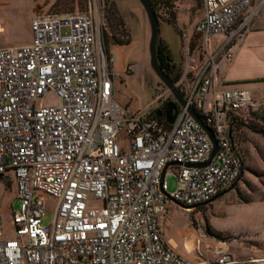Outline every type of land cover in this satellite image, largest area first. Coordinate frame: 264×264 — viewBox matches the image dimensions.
I'll list each match as a JSON object with an SVG mask.
<instances>
[{
  "label": "built area",
  "instance_id": "1",
  "mask_svg": "<svg viewBox=\"0 0 264 264\" xmlns=\"http://www.w3.org/2000/svg\"><path fill=\"white\" fill-rule=\"evenodd\" d=\"M254 2L203 0L195 25L203 64L190 86L178 84L185 106L169 92L179 111L172 125L114 101L113 58L91 11L38 15L29 44L0 48V178L16 184L21 201L8 223L0 213V264L234 263L224 247L207 259L202 229L194 253L183 252L187 238L182 248L171 244L162 220L168 202L197 210L243 176L231 116L254 101L246 89L221 87L219 69L264 8L261 0L245 15ZM216 37L223 40L213 49ZM49 93L58 105H38ZM122 132L128 149L119 146ZM215 147L209 165L188 166L206 164ZM168 176L177 179L171 194ZM47 195L58 201L51 224Z\"/></svg>",
  "mask_w": 264,
  "mask_h": 264
},
{
  "label": "rangeland",
  "instance_id": "2",
  "mask_svg": "<svg viewBox=\"0 0 264 264\" xmlns=\"http://www.w3.org/2000/svg\"><path fill=\"white\" fill-rule=\"evenodd\" d=\"M149 1L160 14L157 44L168 45L177 66L173 77L177 73L181 75L176 85L190 86L188 78L193 73L197 75L203 64L202 59L197 61L198 53L201 52L196 46L202 42L194 31V26L202 15L203 0ZM90 11L100 25L102 50L107 57L113 58L114 68L118 73L117 103L128 114L147 115L170 91L152 68L151 26L147 12L139 0H0V48L29 44L33 38L32 21L38 15ZM117 41H130V44L118 45ZM111 46L112 50H109ZM129 66H133L132 71L128 70ZM248 83L257 85L251 87L255 91L252 92L255 102L251 108L238 114H244L243 122L247 125L254 122L264 128V80ZM58 103L59 99L54 93H49L38 101V105L42 107H52ZM237 133L245 163L242 178L233 190L197 210H186L168 202L162 225L171 244L182 248L186 237L195 233L199 236V229H202L205 238L202 240V250L208 248L213 251L225 247L233 256L235 241L242 240L241 243L247 245L248 240L254 239L259 229L262 231L264 135L245 126H237ZM119 146L129 148L130 141L126 138V132L120 134ZM166 182L169 193L175 192L177 179L168 176ZM57 205L55 198L49 195L45 197V224L52 223ZM20 207L21 201L16 198V184L13 182L9 186L0 178V213L6 223L10 215ZM256 223L260 225L259 229ZM249 229L253 234L248 235ZM186 247L188 251L183 249V252L189 254L193 249L191 242H187ZM211 255L206 253L207 259L214 261L215 257L213 259Z\"/></svg>",
  "mask_w": 264,
  "mask_h": 264
},
{
  "label": "crops",
  "instance_id": "3",
  "mask_svg": "<svg viewBox=\"0 0 264 264\" xmlns=\"http://www.w3.org/2000/svg\"><path fill=\"white\" fill-rule=\"evenodd\" d=\"M260 1L261 0H255L254 4L246 10L245 15L249 14L252 10H254L260 4ZM203 14H204V3H203L202 15L200 19L203 17ZM194 31H195V26H194ZM222 40L223 37L214 38L213 49H216ZM112 47L113 46H111L109 50H112ZM199 47L200 44L196 46V48ZM233 52H234V59L232 62L223 61L220 64L219 71H220V76L222 78L221 87L246 89L251 92L253 101L255 102L252 93L255 91L251 88L255 83L252 84L248 82L264 80V8L257 16V18L254 20L251 32L247 35L245 39L235 44ZM201 59H203V57L201 56L200 53H198L197 61ZM113 69L115 72L114 101L117 102L118 93L116 89V78L118 76V73L114 68V64H113ZM124 71H126V69ZM191 72H193V70ZM158 106H159V102L154 106V108L149 113L155 112L158 109ZM247 109L248 108L244 110ZM228 192L229 190L227 191V193ZM258 223H256L258 227L257 229H259L260 225H263L262 231H260L259 229L255 233L254 239L248 240L247 245H245L244 242L241 243L242 240L235 241L233 264L264 263V219H262V223L260 225ZM249 234H253L251 233L250 229L248 230V235ZM186 238H187V242H191L193 248L192 251L189 253H194V251L196 250L195 241L197 238H199L198 233H195L193 234V236L191 235L190 237H186ZM203 245H204V241H203ZM207 247L208 245H206V248ZM204 248L205 247H203V249ZM219 248H223V247H219ZM204 250L208 252V254H212L213 256L211 255V257L214 259L215 256L213 251H210L208 248Z\"/></svg>",
  "mask_w": 264,
  "mask_h": 264
},
{
  "label": "water",
  "instance_id": "4",
  "mask_svg": "<svg viewBox=\"0 0 264 264\" xmlns=\"http://www.w3.org/2000/svg\"><path fill=\"white\" fill-rule=\"evenodd\" d=\"M143 7L145 8L149 21L151 26V39H150V55H151V64L154 72L157 74V76L161 79V81L164 83V85L168 88V90L173 94L175 99L182 105L185 106V100L183 98V95L179 91L176 83L172 80V78L162 69V67L159 64L158 61V51H157V42L159 39L160 34V24H159V17L157 15V12L151 2L149 0H139ZM178 107L174 102H169L167 107L164 110H159L157 112L156 117L160 118L162 115L165 116L166 121L169 124H174L177 116H178ZM191 114L194 116V118L206 129V131L210 134L209 130L205 127L200 117L195 113L194 110H190ZM217 152V147H215V150L211 156L210 161H208L206 164L201 165H188L189 167H205L209 165L214 158L215 154ZM235 186H233L230 190H233ZM229 190V191H230ZM227 193V192H225ZM224 193V194H225ZM222 194V195H224ZM222 195L217 196L213 201H216L219 199Z\"/></svg>",
  "mask_w": 264,
  "mask_h": 264
},
{
  "label": "trees",
  "instance_id": "5",
  "mask_svg": "<svg viewBox=\"0 0 264 264\" xmlns=\"http://www.w3.org/2000/svg\"><path fill=\"white\" fill-rule=\"evenodd\" d=\"M156 12H157V15L159 16L160 14H159L158 10H156ZM117 44L118 45H129L130 41L125 42V43H123L121 41H117ZM157 51H158V61H159L160 66L169 76H171L170 74H173L176 71L177 66H176L175 62L173 61V58L171 56L168 45L166 43L157 44ZM106 53L108 54V51H106ZM180 78H181V75L179 73H177L176 77L173 78V81L175 83H177ZM251 107L252 106H250L249 108H251ZM238 113L231 116V123L233 124V138L235 139L238 148L241 150L240 143H239L240 141H239L238 135H237L238 134L237 133V126L248 127L253 132L261 134V135H264V128L260 127L258 124L254 123V122L247 125L246 123L243 122L244 114H242V113L238 114ZM158 119L160 121H162L163 123H165L166 125H168V122L166 121L165 118L164 119L158 118Z\"/></svg>",
  "mask_w": 264,
  "mask_h": 264
},
{
  "label": "flooded vegetation",
  "instance_id": "6",
  "mask_svg": "<svg viewBox=\"0 0 264 264\" xmlns=\"http://www.w3.org/2000/svg\"><path fill=\"white\" fill-rule=\"evenodd\" d=\"M172 56V55H171ZM171 76V78H172V80H173V74H170ZM170 102V94L166 97V98H163V99H161L160 100V102H159V106H158V109L154 112V115L156 116L157 115V112L159 111V110H164L166 107H167V105H168V103ZM160 118H162V119H164L165 118V116L164 115H162Z\"/></svg>",
  "mask_w": 264,
  "mask_h": 264
}]
</instances>
